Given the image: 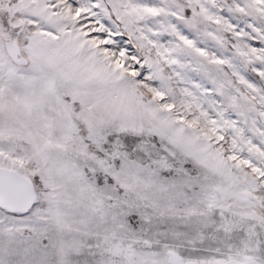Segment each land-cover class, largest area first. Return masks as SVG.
Wrapping results in <instances>:
<instances>
[{"label":"snow or ice","instance_id":"6c2138e0","mask_svg":"<svg viewBox=\"0 0 264 264\" xmlns=\"http://www.w3.org/2000/svg\"><path fill=\"white\" fill-rule=\"evenodd\" d=\"M0 264H264V0H0Z\"/></svg>","mask_w":264,"mask_h":264}]
</instances>
